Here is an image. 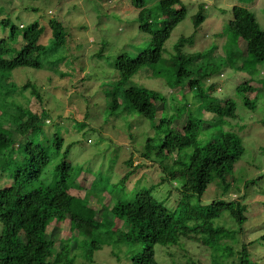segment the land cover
Listing matches in <instances>:
<instances>
[{
	"label": "trees",
	"instance_id": "1",
	"mask_svg": "<svg viewBox=\"0 0 264 264\" xmlns=\"http://www.w3.org/2000/svg\"><path fill=\"white\" fill-rule=\"evenodd\" d=\"M44 1L58 3L59 10L49 16L51 18L43 27L37 21L26 26L23 23L14 24L0 12V25L7 31L0 38V264H73L79 255L86 263H91L94 253L103 247H108L111 255H130L132 264H162L155 258L156 248L180 247L182 239L201 245L208 252V264H252L249 247L253 242H239L235 238L238 235L235 230L216 225V221L227 214L240 230L246 221V205L241 202L245 195L234 200L216 198L206 206H192L189 201L194 197L200 199L207 186L214 182L221 184V195L227 193L234 182L231 174L245 152L242 140L235 132H221L199 146L195 129L198 122L205 123V127L209 128L218 123L224 124L228 119H237V103L234 100L224 98L220 99L221 103L213 100V92L222 89L213 77L224 78L226 68L243 74V54L248 62L264 63V28L260 27L254 15L242 6L231 9L226 33L231 34L234 41L245 43L242 53L228 46L217 64V60L213 61V50L183 52L182 45L191 42V38L187 37L177 41L173 56L164 59L165 43L187 14L183 0H157V22L144 8V0H132L135 8L139 9V30L150 34L149 44L147 48L140 49L134 58L127 53L104 58L105 44H100L98 51L92 54L98 60L105 59L110 69V75L99 84L104 99L102 112L113 114L123 110L128 115L136 113L153 128L162 124L168 128L172 126L173 119H167L165 114V98L132 82L133 76L144 68L151 77H163L165 73L159 65L165 63L170 68L167 73L177 78V87L195 94L201 101L198 113L206 114L204 120H197L196 123L192 117L194 111L189 109L188 119L182 122L183 135L170 141L169 137L174 135L167 129L165 139L157 146V154H164V157L166 153L180 154L193 147L187 161H174L167 172L165 180L181 182L177 186L180 200L174 209L156 199L152 188L141 189L134 197L111 206L102 203L100 197V202L96 201L100 209H96L90 203L92 195L89 191L93 190V183L85 189L87 193L82 197L70 194L77 176L68 160L72 144L62 151L64 135L61 130L67 132L66 129H70L63 126L67 122H55L60 128L48 135L51 138L49 143L46 127H50L51 121L39 88L29 81L17 85L12 77L14 70L29 68L59 75V81L67 83L65 71L69 66L65 65L68 58L63 50L68 34L58 17H62L63 10L68 13L69 7L75 3L67 0ZM202 19L199 13L194 15L195 28ZM152 25H159V28L153 29ZM225 47L227 44L222 48ZM62 69L64 72H61ZM220 69V74L216 75ZM77 70L79 76L81 68ZM144 73L145 70L141 74ZM206 82H209L211 100L206 93L203 95L202 84ZM255 82L253 78H242L235 87V91L243 96L245 107L254 108V103L245 95L254 91ZM26 92L28 95H25ZM31 98L36 101L34 110L30 108ZM157 101L162 103L158 105ZM89 116L86 110L84 118ZM73 121L77 128L88 126L85 122ZM59 155H62L60 161L51 165ZM177 164L179 167L175 168ZM130 176L129 171L121 182L127 181ZM255 182L256 179L247 181L245 186ZM101 193L104 194V191ZM102 211H108L111 217L106 223L108 233L102 231ZM116 219L121 222L120 226L113 223ZM255 243L264 244V234ZM186 259V264H199L190 257Z\"/></svg>",
	"mask_w": 264,
	"mask_h": 264
},
{
	"label": "rangeland",
	"instance_id": "2",
	"mask_svg": "<svg viewBox=\"0 0 264 264\" xmlns=\"http://www.w3.org/2000/svg\"><path fill=\"white\" fill-rule=\"evenodd\" d=\"M66 2L75 3L72 4L73 7H69L68 13L63 10L62 17H58L64 19L60 21L68 34L63 50L68 58V63L65 65L69 66L65 71L68 77L67 83L60 82L59 75L29 68L14 70L12 77L17 85L29 81L39 88L44 108L51 121L50 127H46L49 143L51 138L48 135L60 128L55 122L61 121L64 124L65 121L67 124L63 126L70 128L66 129L67 132L65 129L61 130L62 136L64 135L62 151L67 145L72 144L68 160L77 176V182L70 194L82 197L85 192L87 193L85 189L93 183V190L89 191L92 195L90 203L94 208L100 209L96 202L100 197L102 203L111 206L134 197V194L141 189L152 188V195L156 199L164 202L168 208L174 209L180 200L177 186L181 182L165 180L167 172L172 168L174 161H187L193 147L183 150L180 154L164 152L166 153L164 157V154H157V146L165 139L167 129L174 135L169 137L170 141H173L175 136L183 135L182 122L188 119L191 113L189 109L194 111L192 117L196 123L197 120H204L206 113H198L200 99L187 89L181 91L175 82L177 78L167 73V70L170 71L169 66L161 63L159 69L165 73L163 77H151L150 72L146 71L147 68H144L133 76L132 82L139 87L158 92L165 98V114L168 115L167 119H173L172 126L168 128L166 124H162L153 128L141 116L136 113L128 115L123 110L113 114L102 112L104 99L99 84L105 76L110 75V69L105 59L98 60L97 57H92V54L98 51L100 44H105L104 58L117 56L120 53H127L134 58L140 49L148 47L150 34L139 30L137 22L139 9L135 8L132 0H67ZM183 2L187 14L165 43L164 59L173 56L177 41L187 37L191 38V42L182 45L183 52L213 50L215 54L213 61L217 60V64L228 46L242 53L245 43L241 40L234 41L233 36L226 33L227 23L231 19V9L234 6L254 10L253 13L260 27L264 28V0H183ZM55 4L44 0L37 2L0 0V12L4 17L8 16L14 24L23 23L26 26L37 21L43 27L51 18L49 15L58 11L54 8ZM156 7L157 0H144V8L151 13L153 20H155ZM197 13L202 15L203 19L195 28L193 17ZM152 28L158 29L159 25H152ZM6 33L7 31L0 25V38ZM226 44L227 47L222 48ZM242 57L241 61L245 62L243 74L226 68L223 73L224 78L213 77L221 84L222 89L214 91V95H211L218 103L224 98L234 100L237 103V119H228L224 124L218 123L209 128L205 127V123L198 122L195 123L197 125L195 132L198 135L199 146L219 136L221 132H235L241 138L245 152L231 174L234 182L227 193H222V196L221 184L214 182L207 186L200 199L194 197L189 203L192 206L197 204L206 206L216 198L234 200L245 195L241 202L246 205V221L240 230L238 231V225L227 214L216 221V225L235 230L238 234L235 238L239 242L246 244L253 242L249 247L250 261L252 264H264V244L255 243L258 237L264 234V63L248 62L245 54ZM77 68H81L79 76H77ZM144 70L145 73L141 74ZM61 72L64 70L62 69ZM220 72L221 69L216 75ZM243 77H246V80L252 78L256 80L254 91L250 93L251 95L249 93L245 95L254 103V108L245 107L242 104L243 96L235 91L236 85ZM78 80L80 82L76 84ZM206 83L202 84L203 95L206 93L211 100L208 92L209 82ZM66 86L67 89H64ZM25 95H28L27 92ZM157 103L160 105L162 102L157 101ZM30 106L31 109H35V98H31ZM84 110L90 115L87 119L84 118ZM73 120L85 122L88 126L77 128ZM49 150L52 152V147ZM61 158L62 155L56 157L51 165L57 164ZM178 167L179 164L175 166ZM129 171L131 175L129 179L121 182ZM253 179H256L255 183L245 186L247 181ZM97 187L101 188L96 189ZM101 191H104V194ZM108 214V211H102L100 214L104 223L102 231L106 233H108L106 223L111 219ZM113 223H116V226L121 225L117 219ZM181 243L183 244L180 247L177 245L169 249L156 248V260L162 264H186L188 261L186 257H190L199 264L209 263L208 252L201 245L183 239ZM74 245L73 242V247ZM129 258L130 255L126 256L124 253L111 255L108 247H103L94 253L91 263H86V260L84 261L79 255L73 264H132Z\"/></svg>",
	"mask_w": 264,
	"mask_h": 264
},
{
	"label": "clouds",
	"instance_id": "3",
	"mask_svg": "<svg viewBox=\"0 0 264 264\" xmlns=\"http://www.w3.org/2000/svg\"><path fill=\"white\" fill-rule=\"evenodd\" d=\"M195 1H197V0H195ZM55 3H56V2H55ZM54 8H55V10H56V9H58V10H59L58 3H56V4H55V7H54ZM245 8H246L247 10H249V8H248V7H245ZM55 10H50V11L52 12V11H55ZM50 11H48V12H50ZM56 11H57V10H56ZM249 11H250V10H249ZM250 13H252V14L254 15V17H255V14H254L253 12H251V11H250ZM48 15H49V14H48ZM49 16H50V15H49ZM255 18H256V17H255ZM60 20L64 21V19H63V18H62V19H60ZM243 78H246V77H243Z\"/></svg>",
	"mask_w": 264,
	"mask_h": 264
},
{
	"label": "crops",
	"instance_id": "4",
	"mask_svg": "<svg viewBox=\"0 0 264 264\" xmlns=\"http://www.w3.org/2000/svg\"><path fill=\"white\" fill-rule=\"evenodd\" d=\"M252 8V10H253V7H251ZM250 11H251V9H250ZM254 11V10H253ZM253 11H251V12H253ZM255 12V11H254ZM256 17V16H255ZM256 20H257V18H256Z\"/></svg>",
	"mask_w": 264,
	"mask_h": 264
}]
</instances>
